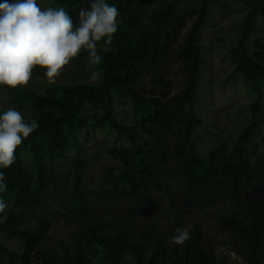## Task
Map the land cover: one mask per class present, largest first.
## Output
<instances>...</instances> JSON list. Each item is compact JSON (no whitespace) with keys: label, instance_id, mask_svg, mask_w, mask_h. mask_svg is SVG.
I'll use <instances>...</instances> for the list:
<instances>
[{"label":"trees","instance_id":"trees-1","mask_svg":"<svg viewBox=\"0 0 264 264\" xmlns=\"http://www.w3.org/2000/svg\"><path fill=\"white\" fill-rule=\"evenodd\" d=\"M218 1L196 0L193 9L183 0H106L120 12V39L100 41L101 80L21 93L41 111L14 163L0 168L8 186L0 193L7 205L0 264H225L216 258V237L188 222L201 213L216 216L223 241L243 243L251 264H264V0H230L246 9L230 60L232 77L252 96L249 119L234 136L213 133L203 155L196 138L204 123L201 35ZM93 2L55 0L75 24ZM135 2L142 14L125 17ZM195 15L186 42L171 49L173 32ZM121 23L137 36L122 35ZM170 51L188 72L173 94L161 71ZM34 71L45 76L38 66ZM148 82L164 89L149 92ZM91 140L89 150L84 144ZM58 220L74 229L71 241L48 245ZM180 227L190 229V239L173 245Z\"/></svg>","mask_w":264,"mask_h":264},{"label":"rangeland","instance_id":"rangeland-1","mask_svg":"<svg viewBox=\"0 0 264 264\" xmlns=\"http://www.w3.org/2000/svg\"><path fill=\"white\" fill-rule=\"evenodd\" d=\"M39 1L45 3L47 7L57 8L55 0ZM186 6L194 9L196 0H183L182 7ZM140 7L138 2L132 4V8L124 14L125 17L130 16L131 10L136 11L134 15L142 14L143 11ZM245 13V7L238 2L230 0L218 1L215 7L211 9L207 23L202 30L201 38L205 46L206 64L202 68V80L200 82L201 95L203 96L200 103V113L204 123L200 127L196 138L203 155L208 153L214 143L215 136L213 133H218L225 137L229 134L234 136L249 119L248 104L252 101V96L240 79L232 77L233 64L230 60V50L238 39ZM120 17L117 18V22H120L118 20ZM196 17V15L189 17L185 22L181 23L179 29L173 32L171 49H179L186 42ZM78 23L79 18L76 24ZM259 23L261 24V31L264 32V20L259 18ZM131 28L132 26L128 23H121L118 31L121 32L122 30V35L126 32V34L129 33L128 36L132 35V33L137 36L138 31L134 30V28L130 31ZM115 36L114 34L113 43L117 42L115 39H120V37ZM120 43L122 41H119L118 45ZM99 47H103L100 42L97 43V53L102 57V51L98 49ZM100 63L101 60L99 63H91L88 51L82 50L69 65L65 66L54 84H49L46 76H41L37 71H33L32 78L26 87L11 89L0 86V112L6 111L9 107H14L21 112L25 120H33L41 110L32 105L21 93L31 90L45 92L49 86L55 84L61 90L64 85L69 86L80 82L101 80L103 70ZM161 71L168 81V86L165 90H170L172 94L181 91L187 83V68L183 61L178 58L176 52H169V56L164 61ZM148 89L149 92L156 91L155 93L158 94L164 88L158 87L154 89L149 83ZM98 135H100L99 139L103 136L102 134ZM85 137L86 133L81 134L80 140L84 141ZM261 137L262 135L256 136L257 141H261ZM84 145L89 150L93 148L92 140L89 142L85 141ZM91 157L93 156L91 155ZM96 172L97 170H95V173L92 172L91 176L95 177L96 182H98L100 178ZM188 222L201 224L207 233L210 232L216 237L217 244L213 249L218 261L225 264H251L244 254V245L238 238L223 241L224 237L221 234L215 215H209L208 213L193 215ZM73 231L74 229L63 220L54 221L49 231L47 244H58L60 239L71 241ZM10 241L18 249V240L13 239Z\"/></svg>","mask_w":264,"mask_h":264},{"label":"clouds","instance_id":"clouds-1","mask_svg":"<svg viewBox=\"0 0 264 264\" xmlns=\"http://www.w3.org/2000/svg\"><path fill=\"white\" fill-rule=\"evenodd\" d=\"M119 10L106 0H94L90 9L81 10L75 24L63 8H42L37 0H16L0 4V86L26 87L34 69L45 70L49 84H54L65 66L82 50H87L91 63H99L97 43L110 45L117 32ZM39 127L36 120L25 122L21 112L9 107L0 114V168L15 161V151ZM5 176L0 172V193L7 191ZM7 205L0 197V214ZM7 220L0 215V223ZM170 237L173 245L190 239V229L177 228Z\"/></svg>","mask_w":264,"mask_h":264},{"label":"built area","instance_id":"built-area-1","mask_svg":"<svg viewBox=\"0 0 264 264\" xmlns=\"http://www.w3.org/2000/svg\"><path fill=\"white\" fill-rule=\"evenodd\" d=\"M31 264H34V260H32Z\"/></svg>","mask_w":264,"mask_h":264}]
</instances>
